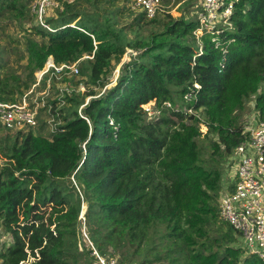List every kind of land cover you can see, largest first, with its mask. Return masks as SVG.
<instances>
[{
  "label": "trees",
  "instance_id": "16d2710c",
  "mask_svg": "<svg viewBox=\"0 0 264 264\" xmlns=\"http://www.w3.org/2000/svg\"><path fill=\"white\" fill-rule=\"evenodd\" d=\"M118 1H64L46 20L52 30L38 21L27 27L21 74L0 48L5 102L22 100L49 57L57 65L80 60L77 74L51 69L33 90L67 85L52 100L56 130L43 119L36 130L0 122L1 264H96L84 229L100 254L122 264H264L233 228L212 235L223 171L205 166L199 119L186 112L205 117L207 136L217 137L213 154H229L245 138L239 113L254 94L264 120V0H239L232 27L216 41L204 35L202 51L195 19H149L139 10L122 24L132 6ZM33 3L0 0V18L37 20ZM129 49L135 54L123 63ZM150 102L160 109L152 119Z\"/></svg>",
  "mask_w": 264,
  "mask_h": 264
},
{
  "label": "built area",
  "instance_id": "2783aa9c",
  "mask_svg": "<svg viewBox=\"0 0 264 264\" xmlns=\"http://www.w3.org/2000/svg\"><path fill=\"white\" fill-rule=\"evenodd\" d=\"M64 1L74 3L76 0H34L33 11L37 21L45 28L52 30L46 21L49 9L63 10ZM175 1L172 0V2ZM186 1L190 0H181L180 3ZM238 1L197 0L200 7L195 19L198 22V27L194 31V35L200 51L203 50L204 35L209 34L213 36L212 40L216 41L217 35L220 34L223 27H232L231 17ZM131 6L134 10L145 12L149 19L167 12L164 0H132ZM79 61L71 65H57L53 57H49L45 67L36 74L37 83L23 96L21 101H0V122L8 129L35 127L38 124V110L32 107L33 104H29L30 95L34 92L35 86L40 84L43 75L50 72L51 69H54L56 73L68 69L77 74ZM50 85V81H48V87L44 91L46 94H49ZM195 86L199 87L198 84ZM194 98L192 93L185 96V99L190 102ZM62 104L63 102H60V107ZM165 104L171 107L170 102H165ZM52 107L49 104H44V108L50 113L46 121L50 130L54 131L61 121L51 112ZM144 108L151 119L160 114V109L154 102L144 105ZM58 109L56 108V110ZM186 112L199 119L201 131L205 134L208 131V126L201 112L192 107H187ZM243 133L245 138L235 147L234 158L237 160V165L233 175V187L230 188V184L224 181L219 200V214L240 234L248 252L264 259V120H256L251 126L247 125ZM81 218L85 219L83 215ZM84 237L97 258L96 264H122L116 257L100 254L85 229Z\"/></svg>",
  "mask_w": 264,
  "mask_h": 264
},
{
  "label": "rangeland",
  "instance_id": "374dc122",
  "mask_svg": "<svg viewBox=\"0 0 264 264\" xmlns=\"http://www.w3.org/2000/svg\"><path fill=\"white\" fill-rule=\"evenodd\" d=\"M131 1L129 0L126 6H131ZM125 0H119L116 4L121 6ZM181 0H176L172 2V0H164V4L166 6L167 12L162 13L161 15H157L161 20L165 17V14L168 16H180L184 14L189 19H196L197 11L200 7V4L197 0H190L183 3H180ZM105 7L112 8L111 5L105 4ZM103 7V9H106ZM130 7V10L125 12L124 17H122V24L126 22H130L134 15L137 14L139 10H134ZM60 9L51 8L48 12V17L55 16ZM92 9L88 8V12H91ZM137 11V12H136ZM133 13V14H132ZM37 23L36 19H26V20H19L14 19L10 21L8 18H0V48H3L7 52V56L9 58V65L13 71H16L17 74H21L23 71L24 66L26 64V58H21V52L24 50V42L25 36H27L26 28ZM25 30V31H24ZM134 51L129 49L128 52L125 54L123 58V63L129 61L130 54ZM121 66V65H120ZM120 66L114 71V74L111 76L112 79H116L118 74V70ZM39 74V73H38ZM48 87V85H47ZM46 87V88H47ZM46 88H39L35 92L31 93L29 104H33V108L38 110V124L34 128L35 130L38 129V126L42 123L43 120H47L49 118L50 113L44 108V104H52V100H60L62 98V94L68 90V87L64 83H58L55 89H53L50 85L49 94L44 92ZM82 90H85L83 86H81ZM59 92V93H58ZM58 93V94H56ZM255 99L256 94L252 95L249 99L246 100L245 108L243 111L239 113L240 122L246 127L247 125H252L256 120H258V111L255 108ZM58 108H60L58 103ZM25 128V127H22ZM28 131V130H27ZM25 131V132H27ZM48 131V128H47ZM208 131L204 134L201 138H199L198 143L201 147V157L205 160V166L208 168H220L223 171L224 179L227 184H230V188L233 187V175L236 169L237 160L234 158L235 156V149H233L229 154L222 151L219 154H213L214 148L212 147V142L217 140V137H213L212 135L207 136ZM46 134V133H45ZM229 223L224 221L221 217L219 218L218 222L211 227V233L214 237H221L225 231L230 234H234V231L231 229ZM7 235L5 234L4 229L0 224V249L2 247V243L6 240ZM239 243L242 245L243 241L238 238ZM224 246L228 243L225 241L224 243L221 242ZM237 241L235 244H239ZM147 246L144 245L143 251L146 252ZM155 252H153L154 254ZM141 256V255H140ZM115 257L119 260L120 256L115 255ZM34 258H29V261L33 260ZM1 264V261H0Z\"/></svg>",
  "mask_w": 264,
  "mask_h": 264
}]
</instances>
